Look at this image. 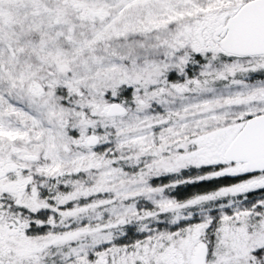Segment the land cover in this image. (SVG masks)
Wrapping results in <instances>:
<instances>
[{
	"label": "snow or ice",
	"instance_id": "obj_1",
	"mask_svg": "<svg viewBox=\"0 0 264 264\" xmlns=\"http://www.w3.org/2000/svg\"><path fill=\"white\" fill-rule=\"evenodd\" d=\"M0 264H264V0H0Z\"/></svg>",
	"mask_w": 264,
	"mask_h": 264
},
{
	"label": "trees",
	"instance_id": "obj_2",
	"mask_svg": "<svg viewBox=\"0 0 264 264\" xmlns=\"http://www.w3.org/2000/svg\"><path fill=\"white\" fill-rule=\"evenodd\" d=\"M257 78L259 79L260 77L257 76ZM231 182H232L231 180L225 179V180L219 181L218 183L226 184V183H231ZM216 183L217 182H204L194 187H187V188L182 187L180 190H178V194L183 196L193 191L211 189L212 187L216 186Z\"/></svg>",
	"mask_w": 264,
	"mask_h": 264
},
{
	"label": "rangeland",
	"instance_id": "obj_3",
	"mask_svg": "<svg viewBox=\"0 0 264 264\" xmlns=\"http://www.w3.org/2000/svg\"><path fill=\"white\" fill-rule=\"evenodd\" d=\"M258 79V78H257Z\"/></svg>",
	"mask_w": 264,
	"mask_h": 264
}]
</instances>
